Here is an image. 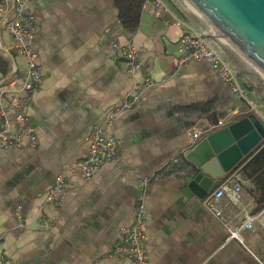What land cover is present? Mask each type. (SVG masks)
<instances>
[{"label": "crops", "instance_id": "obj_1", "mask_svg": "<svg viewBox=\"0 0 264 264\" xmlns=\"http://www.w3.org/2000/svg\"><path fill=\"white\" fill-rule=\"evenodd\" d=\"M28 10L43 73L27 104L38 142L35 148L0 149L3 264H129L113 251L120 230L132 223L142 179L149 181L143 198L149 264H264V219L242 232V245L227 238L205 198L183 194L192 167L188 153L201 140L190 144L191 130L206 129L228 112L255 114L264 125V112L248 97L256 88L225 54L246 99L206 62L173 74L182 34H205L189 13L181 7L174 14L159 0H146L138 29L129 34L115 0H34ZM115 44L143 49L137 71H128L129 60ZM0 60L6 73L12 62L19 75L24 72L3 24ZM145 79L153 85L142 89L139 102L104 126L118 141V157L82 178L74 165L87 155L90 131ZM247 156L225 178L236 175L241 187L236 204L228 197L220 203L233 225L264 209V138ZM58 174L65 177L63 202H44ZM42 217L52 225L43 226Z\"/></svg>", "mask_w": 264, "mask_h": 264}, {"label": "built area", "instance_id": "obj_2", "mask_svg": "<svg viewBox=\"0 0 264 264\" xmlns=\"http://www.w3.org/2000/svg\"><path fill=\"white\" fill-rule=\"evenodd\" d=\"M34 0H0V24L4 25L6 32L12 41L13 52L24 59V72L19 75V69L15 62L9 66L8 72L0 81V149L32 147L38 142L35 129L28 121L27 104L33 93L39 88L42 80V68L37 60V53L32 47L35 33V22L28 5ZM120 55L129 60L128 71L133 73L141 65L143 49L134 46L116 45ZM177 58L173 74L177 75L194 61L206 62L215 75L225 84L231 86L234 92L246 99L245 93L238 81L234 68L225 60L222 53L215 48L206 34L184 33L177 43ZM153 85L151 79H145L141 84L135 83L125 95L123 101L112 109L103 124L95 125L87 137V155L84 160L74 165L82 178L89 179L101 166L114 161L118 155L117 139L106 133L104 126L121 111L134 107L140 99L142 89ZM237 115L228 112L206 129L195 128L188 133L190 144L199 141L211 131L222 128L236 120ZM238 177L233 175L221 182L217 189L208 194L204 199V205L208 211L223 225L229 240H237L243 245L242 232L253 227L255 219H264V209L257 217L243 215V219L233 225L220 208L221 201L228 197L233 203H237L241 191L237 183ZM149 185L148 179L139 182L140 197L133 210L132 223L120 230V239L114 247L113 254L127 259L129 264H149L147 252V236L145 233V214L143 198ZM65 177L63 174L55 176L49 191L42 195L44 202L60 205L63 202L65 189ZM16 216L23 225L21 206L15 208ZM41 224L45 227L52 225L51 220L42 217ZM1 244V237H0ZM0 264L3 257L0 251Z\"/></svg>", "mask_w": 264, "mask_h": 264}, {"label": "water", "instance_id": "obj_3", "mask_svg": "<svg viewBox=\"0 0 264 264\" xmlns=\"http://www.w3.org/2000/svg\"><path fill=\"white\" fill-rule=\"evenodd\" d=\"M177 1L264 97V0ZM263 138L255 114L203 137L188 153L184 196L204 199Z\"/></svg>", "mask_w": 264, "mask_h": 264}, {"label": "trees", "instance_id": "obj_4", "mask_svg": "<svg viewBox=\"0 0 264 264\" xmlns=\"http://www.w3.org/2000/svg\"><path fill=\"white\" fill-rule=\"evenodd\" d=\"M146 0H115V5L118 10V19L122 28L129 34H133L139 26L140 15L143 9V5ZM0 71L6 74L5 65L0 60ZM242 116H236V119H240ZM248 157V156H247ZM227 173L221 180L223 182L225 178L231 173ZM220 182V183H221Z\"/></svg>", "mask_w": 264, "mask_h": 264}, {"label": "rangeland", "instance_id": "obj_5", "mask_svg": "<svg viewBox=\"0 0 264 264\" xmlns=\"http://www.w3.org/2000/svg\"><path fill=\"white\" fill-rule=\"evenodd\" d=\"M162 4H164L168 10H170L172 13L176 14L178 12V9H181L182 5L177 0H159ZM206 34V33H205ZM207 35V34H206ZM207 37L210 39V41L213 43L216 49H218L221 53H223L220 48L212 41V39L207 35ZM224 54V53H223ZM230 61V60H229ZM231 62V61H230ZM232 63V62H231ZM232 65H234L232 63ZM257 90V89H256ZM249 99L251 103L257 108L264 112V97L258 92L255 94H249Z\"/></svg>", "mask_w": 264, "mask_h": 264}]
</instances>
